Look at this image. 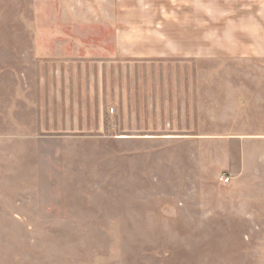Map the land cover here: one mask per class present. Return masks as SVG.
I'll return each instance as SVG.
<instances>
[{
  "label": "rangeland",
  "instance_id": "obj_1",
  "mask_svg": "<svg viewBox=\"0 0 264 264\" xmlns=\"http://www.w3.org/2000/svg\"><path fill=\"white\" fill-rule=\"evenodd\" d=\"M232 1L0 0V264H264V59L216 38Z\"/></svg>",
  "mask_w": 264,
  "mask_h": 264
},
{
  "label": "crops",
  "instance_id": "obj_2",
  "mask_svg": "<svg viewBox=\"0 0 264 264\" xmlns=\"http://www.w3.org/2000/svg\"><path fill=\"white\" fill-rule=\"evenodd\" d=\"M217 5L219 6V8L217 9L218 11H216L215 14L216 19L214 26V30L217 34L216 38L219 37V34L221 36L223 35V31H224L223 23L227 24L229 22L228 25H230L229 28H231V31L237 30V32H240V34L243 35L245 38L249 36L253 40L252 45L249 44H247L246 46L242 45V47H244V53H246L247 55L252 54V56L264 59V0L232 1L231 9H229L230 12H232L230 15L231 17L227 19L226 17L228 15L227 14L223 15V11H224L223 8L227 7L226 4L224 5L222 2H218ZM185 12H187L188 15L190 13L188 8L187 11ZM188 28H190L189 25ZM203 28L204 30L202 31V34L198 30L199 32L198 34L201 37L206 36L205 26ZM231 37L233 38V35H231ZM188 41L191 42L190 38H188ZM187 47H188L187 51L190 52L191 50L190 43L189 45H187Z\"/></svg>",
  "mask_w": 264,
  "mask_h": 264
},
{
  "label": "built area",
  "instance_id": "obj_3",
  "mask_svg": "<svg viewBox=\"0 0 264 264\" xmlns=\"http://www.w3.org/2000/svg\"><path fill=\"white\" fill-rule=\"evenodd\" d=\"M221 182L223 185H227L230 182V178L229 177H223V178H221Z\"/></svg>",
  "mask_w": 264,
  "mask_h": 264
}]
</instances>
